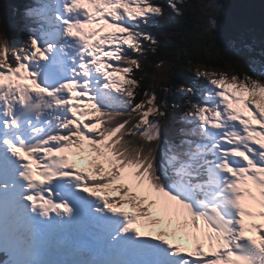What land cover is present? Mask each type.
<instances>
[{"label": "snow or ice", "instance_id": "obj_1", "mask_svg": "<svg viewBox=\"0 0 264 264\" xmlns=\"http://www.w3.org/2000/svg\"><path fill=\"white\" fill-rule=\"evenodd\" d=\"M182 2L166 0L181 16ZM194 11V45L219 56L221 5ZM164 14L158 0H36L27 38L0 35L3 264H264V67L185 53L206 83L180 87L199 99L165 141L171 87L136 75L149 53L162 69L141 25Z\"/></svg>", "mask_w": 264, "mask_h": 264}, {"label": "trees", "instance_id": "obj_2", "mask_svg": "<svg viewBox=\"0 0 264 264\" xmlns=\"http://www.w3.org/2000/svg\"><path fill=\"white\" fill-rule=\"evenodd\" d=\"M158 2L164 6L165 14L143 26H149L150 29L146 32L153 35L159 43L162 69L155 67L158 61L149 53L142 60L144 71H137L136 75L138 78L143 76L147 81L146 87L155 90L160 96L164 95L161 92L162 87H171L167 96V118L162 122V131L165 141L179 142L180 129L185 127L180 117L186 110V100L199 99V93L195 97L185 96L180 87H201L206 83L195 76L185 53L199 56L211 63V70H228L222 67L220 57H223L229 64H242L245 71H250L253 67L259 71L264 67V0H203L204 5H221L215 31L219 56L207 44L196 46L191 39L196 32L195 21L198 19L194 7L200 0H183L179 3L178 7L184 13L183 16L168 8L166 0ZM35 3L36 0H0V35L6 30L11 39L25 37L31 25V21L25 17V10ZM147 43L145 42L146 45ZM230 44L236 46L235 51L229 47ZM173 103L180 107L172 109ZM8 257L0 253V264L7 261Z\"/></svg>", "mask_w": 264, "mask_h": 264}]
</instances>
